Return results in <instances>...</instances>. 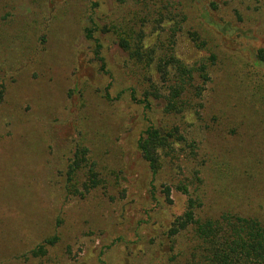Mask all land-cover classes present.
<instances>
[{"label":"rangeland","instance_id":"rangeland-1","mask_svg":"<svg viewBox=\"0 0 264 264\" xmlns=\"http://www.w3.org/2000/svg\"><path fill=\"white\" fill-rule=\"evenodd\" d=\"M182 1L190 9L189 23L200 26L202 2ZM215 1L222 7L221 27L210 50L185 31L169 50L189 64L216 54L214 63L209 60L210 79L200 81L198 112L167 118L203 133L194 153L179 145L155 173L137 142L150 115L164 117L162 103L155 101L154 111L146 112L131 88L141 94L151 79L165 88L156 68L165 48L158 46L155 63L144 72L109 33L99 31L103 69L85 28L91 16L103 20L127 7L115 0H0V86H6L0 103V264H164L168 248L161 243L190 196L203 197L207 207L233 191L243 204H261L264 211V104L237 105L247 78L245 63L235 56L247 60L252 53L238 50L239 36L235 41L225 25L250 27L248 36L264 47V0ZM166 24H147L149 44ZM229 114H247L249 128L244 124L236 135L226 126L234 120ZM80 142L90 147V164L102 182L82 195H67L65 172ZM228 163L235 173L248 171L254 178L236 179L226 171ZM53 234L59 240L45 255L30 254Z\"/></svg>","mask_w":264,"mask_h":264},{"label":"trees","instance_id":"trees-1","mask_svg":"<svg viewBox=\"0 0 264 264\" xmlns=\"http://www.w3.org/2000/svg\"><path fill=\"white\" fill-rule=\"evenodd\" d=\"M120 5L127 7L119 15L109 14L103 20L90 17V26L85 28L88 39L94 41L96 50L94 55L101 67L105 69L106 58L103 56L104 44L101 37H97L99 31L110 34L114 41L124 49L129 60L134 66L144 70L155 63L158 48H165L164 55L156 61V68L162 75V81L166 85L164 89L158 87L153 79L146 84L141 94L135 87L131 88L134 99L139 102L146 112H153L155 101H160V110L164 117L149 116V126L138 139V151L149 163L153 172H157L165 158L175 156L180 145L181 150L191 148L195 152L198 139L203 133L202 128L193 129L183 127L170 122L171 117H186L189 111L198 112L195 107L196 98L203 91L201 79L209 80V60L216 59L215 52L194 64H189L170 52V45L175 36L182 31L196 43L198 47L207 48L212 39V34L217 36L221 22L217 20L221 5L215 0H198L201 8L200 26L189 23L190 9L182 0H115ZM217 11V13L215 12ZM167 23L163 33L157 37L153 44L147 42V24ZM225 23V22H224ZM226 25L228 35L239 36L241 41L238 50L251 51L248 59H242L241 55L235 56L237 60L244 62L246 67L243 76L247 78V85L239 86L237 92V105L242 100L244 104L257 102L264 104V73L261 71L264 63V47L257 42V36L249 37L250 27L242 30V27H234L231 22ZM241 28V29H240ZM241 30V31H240ZM243 32V33H240ZM247 43H245V41ZM159 46V47H158ZM169 51V52H168ZM240 70V67L236 68ZM6 86H0V103L5 95ZM247 92V94L245 93ZM139 95L141 96L139 98ZM239 101V102H238ZM226 126H232V131L239 135L243 125L249 128L247 114L238 117L229 114ZM168 118V119H167ZM167 120V121H166ZM206 153V152H205ZM91 149L85 143H78L70 158L65 172L64 188L67 195H82L84 191L96 188L102 180L99 171L90 164ZM221 167V166H219ZM236 166L228 163L226 171L233 174L236 179H253L248 171L235 173ZM223 173V172H221ZM222 177V176H221ZM220 177V178H221ZM179 189L188 191L187 186H178ZM168 197L171 188L165 189ZM225 195L224 191L221 193ZM222 202L212 200L209 204L201 196H190L185 211L176 215L171 221L166 233L167 261L164 264H264V211L261 204H243L241 194L233 191L222 198ZM181 236H184L181 238ZM59 236L53 234L30 251L34 257L45 255L47 246L55 244ZM182 242V244H181Z\"/></svg>","mask_w":264,"mask_h":264}]
</instances>
